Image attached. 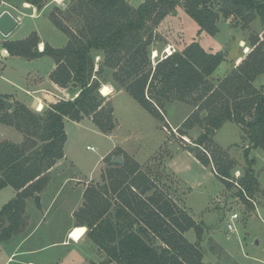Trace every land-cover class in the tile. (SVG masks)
Here are the masks:
<instances>
[{
	"label": "trees",
	"instance_id": "16d2710c",
	"mask_svg": "<svg viewBox=\"0 0 264 264\" xmlns=\"http://www.w3.org/2000/svg\"><path fill=\"white\" fill-rule=\"evenodd\" d=\"M22 1L42 9L51 0ZM68 3L49 13L69 38L64 47L46 42L40 50L36 32L3 42L10 55L50 56L55 64L50 79L62 88L77 83L79 91L74 99H60L42 112L22 102L8 109L2 98L9 97L0 94V122L24 136L21 143L0 142V190L7 186L16 190L0 210V242L25 230L28 199L47 187L52 168L64 157L66 120L90 117L104 133L116 127L114 107L102 95L97 78L104 67L114 69L116 84L160 121L174 103L194 107L177 128L181 136H189L188 130L195 126L203 128L194 141L203 149L194 155L213 167L228 187L237 181L242 197L259 191L255 159L249 154L251 148L264 150V87L255 85L264 75V0H144L138 6L128 0ZM178 6L211 35L219 32L221 17L239 19L244 27L259 18L262 31L252 38L250 51L222 78L213 76L226 60L225 53L208 51L197 40L154 64L152 46L160 39L156 28ZM72 21L75 28L69 25ZM94 52L104 56L98 69ZM228 121L239 124L242 139L250 142L244 151L249 166L238 180L232 178L236 160L214 141L216 131ZM114 155L105 157L108 168L101 181L86 187L83 205L75 213L77 223L88 228L87 235L106 253L103 264H210L201 248V224L176 203L167 188L160 189L159 179L132 156L125 153L121 164L113 160ZM191 228L197 233L195 243L186 237Z\"/></svg>",
	"mask_w": 264,
	"mask_h": 264
},
{
	"label": "rangeland",
	"instance_id": "374dc122",
	"mask_svg": "<svg viewBox=\"0 0 264 264\" xmlns=\"http://www.w3.org/2000/svg\"><path fill=\"white\" fill-rule=\"evenodd\" d=\"M8 1L10 4L17 3L15 0ZM128 1L132 5L138 6L144 0ZM47 17L48 14L46 12V14L38 18L37 22L42 24L43 19H48ZM26 21L28 27L33 25V19L27 18ZM69 23L73 28L77 26L75 21ZM52 25L47 26L45 29L46 33H44L50 37L52 36V29H54ZM218 26L219 32L211 35L205 30H201L197 21L182 6H178L176 12H170L156 28L155 32L160 39L158 38L152 46L151 58L153 63L156 64L159 59L165 57L167 54L166 49L169 46L175 50H182L187 44L197 40L208 51H222L225 53L227 58L220 65L219 70L217 69L213 79L224 77L236 65L238 58L247 54L245 47L249 46L251 48L252 38L262 31V24L257 18L244 27L239 19L221 17ZM55 29L56 32L53 31L54 36H56V33L61 35L62 32L57 28ZM25 30L24 28V32ZM3 35L0 31V39ZM94 53L96 69H98L103 62L104 56H99V52ZM11 64L8 63L3 74L10 79V71L13 67ZM113 71L114 69L112 68L104 67V71L99 73L97 78L102 83L114 82L116 84L113 78ZM0 72L3 71L0 70ZM21 73L18 70L12 75L19 77ZM116 85L118 86V84ZM255 85L264 87V75L259 78ZM7 86L10 87L11 85L0 77V88ZM102 95L107 94L102 93ZM108 101L114 107V116L117 122V128L112 137L102 132H96L88 121L82 124L75 123L72 120L67 121L69 139L64 152H66L68 158L64 165L61 166V169L56 172L55 178L52 179V189L56 191L63 186V196L67 197L69 203H75L81 195L80 185L84 187L97 182L96 179L101 177L102 170L104 169L105 171L108 168L111 155L106 160H103L101 156L112 143L116 141L115 144L120 143L127 148L137 150L138 158L145 160L150 153L154 152L153 150L158 142L165 138V132L162 129L166 126L167 129L165 131L169 142L154 153L146 168L149 169L153 176L159 179L157 182L158 187L160 189L167 188L168 193H170L176 203L187 211L183 203V196L187 194V189L181 182H178L175 175L170 172V169L168 170L166 166L167 159L178 144H196L194 141L203 132V128L195 126L188 130L189 136H181L177 130L178 127L173 128L166 118L164 121L158 120V128V121L125 89L112 95ZM16 102L18 100L14 99V103ZM31 109L35 112H40L36 109ZM185 111L184 106L182 108L179 107L175 113L180 117L181 115L183 116ZM175 113L170 118L172 124H175L176 121ZM235 127V124L226 123L216 131L214 141L228 153L229 150L233 151L232 154L235 156L236 166L232 170V178L238 180L244 175L246 168L249 166L244 154L249 143L247 137L245 140L241 138L240 134L243 135V132L238 134ZM4 131H0V137L3 135L16 140L17 137H12L10 133L6 132L8 130ZM233 142L237 144L228 147ZM114 154L125 155L122 149L118 147ZM229 155L231 156L230 153ZM249 157L250 159H255L253 168L259 180V191L254 192V194L244 193V198L239 194L240 187L236 184L228 187L223 180L213 176L210 179L211 181L206 183L204 187L195 190L188 196L187 207L203 227L201 248L204 252V259L205 261L214 260L212 264H264V192L262 191L264 190V150L259 147L251 148ZM89 178L96 179L87 180ZM76 179L78 180L77 182H75ZM227 187L229 192L226 193V197L219 201L215 199L217 192H225ZM58 206L60 207L59 203ZM233 211L240 213V218L237 221L238 230L229 232L226 223ZM186 237L190 242L195 243L197 241L196 230L191 228ZM216 238L222 241L231 239L230 241L234 246L229 251H225L218 244ZM90 244L91 240L88 237L77 243L70 240L69 245L61 246V244H57L55 247H50L45 253L53 250L64 252L69 250L71 251V255L68 258L69 261H75L78 256L87 255L96 264H101V253L103 251L95 245L89 247ZM75 257L77 258L75 259ZM6 259L7 255L5 254L4 259H0V264H3Z\"/></svg>",
	"mask_w": 264,
	"mask_h": 264
},
{
	"label": "crops",
	"instance_id": "0c3cea01",
	"mask_svg": "<svg viewBox=\"0 0 264 264\" xmlns=\"http://www.w3.org/2000/svg\"><path fill=\"white\" fill-rule=\"evenodd\" d=\"M15 1L17 2L16 4H10V2L7 0L8 4L6 8L18 20V25L10 32L9 35H3V37L0 39V70L3 71L0 72V77L4 78L5 81L11 86L0 88V94L8 96L9 100L12 101V104L14 103L15 99L18 100V102L26 104L29 108H33L36 110L37 107H41V105L42 107L39 109L43 110L46 108V105L48 106L60 99H74L78 94V87L71 86L62 88L50 79V74L55 66L54 60L50 56L45 55L34 59H27L21 56L10 55L9 51L3 46L4 41L24 39L32 32H36L41 40V42L39 43L40 50L44 49L46 42H48L55 48L64 47L67 44L69 38L51 21L49 13L55 6L66 8L69 4L68 0H51L46 3L42 9H38L36 6L27 2H23L22 0ZM46 12L48 14V19H43L42 24H40V22H37L38 18L46 14ZM27 18L33 19V25L29 27L27 26ZM49 25L54 26L52 27L54 28L52 29L54 32H56L55 28L60 30L62 32L61 35L56 33V36H54V33L52 31L51 37L53 38H51L50 36H47V34H44L46 33V27ZM24 28L26 29L25 32ZM98 55L101 56V54ZM243 57L238 58L236 64H238ZM8 63H12L11 65L13 66L12 70L10 71L11 76H9L11 77V79L3 75L6 71V66L8 65ZM18 70L22 72L19 77L12 75V73H15ZM261 76L256 79L255 84H257ZM103 85H107L108 87H110V92L107 95H104L108 99H111L112 95L123 90V88L118 87L114 82H103L102 86ZM184 106L186 111L184 112L183 116L181 115L180 117H178L175 112H177L179 107L182 108ZM193 111L194 107L190 106L189 104L184 102H177L170 107L166 119L170 123V125L175 128L180 126ZM173 113L176 114L175 124H172V122L170 121ZM156 120L158 121V119ZM67 121L68 120L65 121L66 131H68ZM85 121H88L91 124L92 128L96 130V132H102L94 124L92 119L88 117L84 118L81 121L74 122L82 124ZM229 122L235 124V130L238 131V134L242 132L239 124L233 121H228L226 123ZM157 127L159 128V121ZM116 128L117 127H115L109 133H102L112 137ZM165 129H167L166 126H164V129H162L165 132V138L161 139L160 142H158L156 148L153 150L154 152L150 153V155L145 160H141L138 158L136 152L137 150L127 148L120 143L115 144L116 141L112 143L108 150L103 153L101 158L105 160V157H109L110 155H112L118 147L122 149L123 153L129 154L137 162H139L144 171H147L151 174L149 169L146 168L148 166V161L153 157L154 153H156L162 146L166 145V143L169 142L168 137L166 136ZM4 130H8L6 132L10 133L12 137L15 136L17 138L15 140L13 138H9L8 136L6 137L2 135L0 137V142L4 140H10L15 143H21L23 141L24 136L19 130L11 125H6L0 122V131ZM240 136L242 138V134H240ZM68 139L69 134L67 133V140L64 146L65 150ZM248 143L249 144H247V146L250 145L249 141ZM234 144L237 143L233 142L232 144L228 145V147ZM232 152V150H229L231 157L234 158L235 156L232 154ZM67 158L68 156L66 155V152H64V157L58 160L57 164L52 168L50 182L48 183L47 187L38 194L40 197L39 202L35 201V197H31L28 199L25 212L28 224L25 230L12 236L7 241L0 242V259H4L5 254L7 255V259L3 264H96L94 260H92L87 255H84L83 257L78 256V259H76L77 257H75V261H69L68 258L71 255V251L69 250L65 252L53 250L52 252L47 251L48 253H45L46 250H48L50 247L57 246V244H61V246H67L69 245L70 240L77 243L81 242L85 237H88L90 239V237L87 235L88 228L84 225H79L77 223L75 215L76 211H78L79 208L83 205L84 191L88 185L81 187V185L78 184L80 185L79 189L81 190V195L75 203H69L67 201V197L63 196V186L56 191H54L51 186L52 179L55 178L56 172L61 169V166L64 165V163L67 161ZM166 166L168 170L170 169V172L175 175L178 182H181L183 186L186 187L187 194L183 196V203L187 208V212L195 219L194 215L187 207L188 196L195 190L204 187L206 183L211 181V177H218L216 171L213 167L206 166L202 162H200V160L194 155L193 152L181 147V144H178L174 151L170 154L169 158L167 159ZM103 172L104 169L101 172V176ZM93 179L89 178L87 180ZM96 180L97 182L101 181V177ZM77 181L78 180L76 179L75 182ZM225 190V192L218 191L215 199H218L219 201L223 197H226V193L229 192L228 187ZM15 194L16 190L12 186H7L0 190V210L5 203H7L15 196ZM58 203L60 204V207L58 206ZM195 220L196 222L200 223L197 219ZM77 228H85L84 234L79 240H76L71 236L72 232ZM190 230L186 232V235ZM230 240L227 239L222 241L216 238L218 244L222 246L225 251H229L230 248L232 249V247L234 246V244L231 243ZM93 245L95 244L91 240V244L89 245V247H93ZM106 259L107 255L103 251V253H101V264H103L104 260ZM208 262L212 264L214 263V260H208ZM107 264H116V262H109Z\"/></svg>",
	"mask_w": 264,
	"mask_h": 264
},
{
	"label": "water",
	"instance_id": "95a60500",
	"mask_svg": "<svg viewBox=\"0 0 264 264\" xmlns=\"http://www.w3.org/2000/svg\"><path fill=\"white\" fill-rule=\"evenodd\" d=\"M18 25V20L8 11V10H4L1 14H0V31L4 34V35H9L10 32ZM244 44V42H242ZM77 83H72V87H77ZM3 102L5 103L6 107L8 109H10L12 107V101H10L9 99L6 98H2ZM205 114V112H203V115ZM181 147L188 149L191 152H195V151H199L202 150L203 147L199 144H181ZM113 160L117 163H123L124 162V158L120 155H116L114 156ZM40 197L37 194L35 196V201L39 202Z\"/></svg>",
	"mask_w": 264,
	"mask_h": 264
},
{
	"label": "built area",
	"instance_id": "2783aa9c",
	"mask_svg": "<svg viewBox=\"0 0 264 264\" xmlns=\"http://www.w3.org/2000/svg\"><path fill=\"white\" fill-rule=\"evenodd\" d=\"M7 0H0V14L4 11V10H8L7 8H6V6H7ZM176 50L175 49H172V47L171 46H169L167 49H166V52H167V54L165 55V57L166 56H168V55H170V54H172L173 52H175ZM250 51V47L249 46H247V47H245V52L246 53H248ZM40 107L38 106L37 107V110L38 111H42V109H39ZM234 183L238 186V187H240L241 188V186L238 184V182L237 181H234ZM240 218V213L238 212V211H233V212H231V214H230V216H229V218H228V220H227V229H228V231L229 232H236L237 230H238V227H237V221H238V219Z\"/></svg>",
	"mask_w": 264,
	"mask_h": 264
},
{
	"label": "bare ground",
	"instance_id": "6f19581e",
	"mask_svg": "<svg viewBox=\"0 0 264 264\" xmlns=\"http://www.w3.org/2000/svg\"><path fill=\"white\" fill-rule=\"evenodd\" d=\"M101 91L104 94H108L109 93V87L107 85H103ZM41 107H42V105H41ZM84 231H85V228H77L72 232L71 236L74 239L79 240L81 238V236L84 234Z\"/></svg>",
	"mask_w": 264,
	"mask_h": 264
}]
</instances>
